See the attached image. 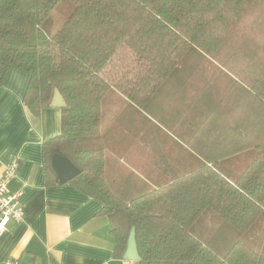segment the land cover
I'll return each instance as SVG.
<instances>
[{
  "label": "trees",
  "instance_id": "16d2710c",
  "mask_svg": "<svg viewBox=\"0 0 264 264\" xmlns=\"http://www.w3.org/2000/svg\"><path fill=\"white\" fill-rule=\"evenodd\" d=\"M62 1L0 0V83L12 65L30 72L34 116L56 88L67 102L43 145L47 184H63L64 155L79 169L69 182L102 202L117 257L136 227L133 264H264V0H72L47 34ZM111 90L131 109L108 142Z\"/></svg>",
  "mask_w": 264,
  "mask_h": 264
},
{
  "label": "crops",
  "instance_id": "0c3cea01",
  "mask_svg": "<svg viewBox=\"0 0 264 264\" xmlns=\"http://www.w3.org/2000/svg\"><path fill=\"white\" fill-rule=\"evenodd\" d=\"M30 80V72L12 65L0 83V177L12 160H19L18 174L9 187L13 193L21 192L19 201L25 210L24 220H10L0 235V264L10 258L22 264H133L116 256L113 225L107 216L99 214L103 206L100 200L70 182L47 184L43 145L61 133L62 110L49 106L39 116L32 115L24 104ZM117 97H108L110 106L103 105V139L108 142L117 139L112 130L120 120L130 125L121 118L126 107L115 103L119 102ZM146 130L148 141L167 138L164 127ZM174 149L183 156V145L176 144ZM107 150L112 153L113 149ZM127 151V156L136 158L137 148ZM127 151L118 152L123 156ZM146 154L147 159L154 155L150 148ZM133 162L136 164L135 159Z\"/></svg>",
  "mask_w": 264,
  "mask_h": 264
},
{
  "label": "built area",
  "instance_id": "2783aa9c",
  "mask_svg": "<svg viewBox=\"0 0 264 264\" xmlns=\"http://www.w3.org/2000/svg\"><path fill=\"white\" fill-rule=\"evenodd\" d=\"M19 168V160L14 159L6 166L5 173L0 177V235L7 230L10 220H24L25 210L19 201L21 192L13 193L9 187L12 179L18 174ZM5 264L22 263L18 259L10 258Z\"/></svg>",
  "mask_w": 264,
  "mask_h": 264
},
{
  "label": "water",
  "instance_id": "95a60500",
  "mask_svg": "<svg viewBox=\"0 0 264 264\" xmlns=\"http://www.w3.org/2000/svg\"><path fill=\"white\" fill-rule=\"evenodd\" d=\"M67 106V102L62 95L61 91L56 88L50 107L64 108ZM53 165L58 174V178L61 183H66L72 180L79 173V169L64 155L55 153L53 156ZM123 258L129 261H138L141 259L138 243L136 227L133 226L128 238L127 248Z\"/></svg>",
  "mask_w": 264,
  "mask_h": 264
},
{
  "label": "rangeland",
  "instance_id": "374dc122",
  "mask_svg": "<svg viewBox=\"0 0 264 264\" xmlns=\"http://www.w3.org/2000/svg\"><path fill=\"white\" fill-rule=\"evenodd\" d=\"M74 7H75V5H74L72 0H63L62 3L52 13V15L48 19V21L42 25L43 30L47 34H50V35L55 33L62 26V24L66 20V18L70 16ZM114 96H116V97L120 96V97H117V98H119V102H118V100H116L115 101L116 104L123 106V107L127 106V102L121 97V95L118 93H115L112 90L105 97L103 104H108V105L111 104V103H109V98H114ZM108 111H109V113H111L112 110L110 109Z\"/></svg>",
  "mask_w": 264,
  "mask_h": 264
}]
</instances>
